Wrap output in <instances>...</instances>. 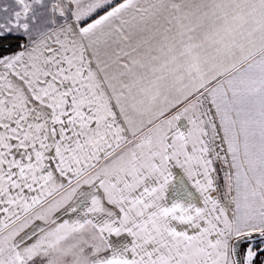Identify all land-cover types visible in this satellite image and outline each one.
Here are the masks:
<instances>
[{
  "label": "snow or ice",
  "instance_id": "6c2138e0",
  "mask_svg": "<svg viewBox=\"0 0 264 264\" xmlns=\"http://www.w3.org/2000/svg\"><path fill=\"white\" fill-rule=\"evenodd\" d=\"M0 264H264V0L0 4Z\"/></svg>",
  "mask_w": 264,
  "mask_h": 264
},
{
  "label": "crops",
  "instance_id": "0c3cea01",
  "mask_svg": "<svg viewBox=\"0 0 264 264\" xmlns=\"http://www.w3.org/2000/svg\"><path fill=\"white\" fill-rule=\"evenodd\" d=\"M8 2H10V0H0V4H2V3H8Z\"/></svg>",
  "mask_w": 264,
  "mask_h": 264
}]
</instances>
